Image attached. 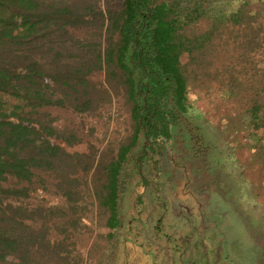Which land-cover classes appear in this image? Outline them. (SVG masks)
<instances>
[{
  "label": "rangeland",
  "instance_id": "374dc122",
  "mask_svg": "<svg viewBox=\"0 0 264 264\" xmlns=\"http://www.w3.org/2000/svg\"><path fill=\"white\" fill-rule=\"evenodd\" d=\"M153 1L180 6L186 111L169 117L166 135L138 133L120 170L118 225H108L98 190L103 166L136 133L123 88L92 112L45 109L54 127L76 133L74 143L59 142L92 165L70 171L77 179L67 183L40 172L21 201L54 210L49 235L68 236L67 264H264V210L254 203L257 185L244 179L254 171L234 166L253 162L264 130V0ZM246 2L251 23H234L231 13ZM199 3L204 9L187 16ZM92 80L106 86L103 73Z\"/></svg>",
  "mask_w": 264,
  "mask_h": 264
},
{
  "label": "trees",
  "instance_id": "16d2710c",
  "mask_svg": "<svg viewBox=\"0 0 264 264\" xmlns=\"http://www.w3.org/2000/svg\"><path fill=\"white\" fill-rule=\"evenodd\" d=\"M246 4L231 13L234 23H251ZM202 9L199 3L186 15ZM180 14L179 4L167 1L0 0V264H67L68 236L49 235L54 210L21 199L40 172L73 182L70 171L81 165L87 172L92 158L59 142L74 143L76 133L54 127L45 109L92 112L111 89L123 88L136 133L103 166L107 181L98 190L108 225H118L120 170L138 133L166 135L169 117L186 111ZM98 73L105 75L103 88L92 80Z\"/></svg>",
  "mask_w": 264,
  "mask_h": 264
},
{
  "label": "crops",
  "instance_id": "0c3cea01",
  "mask_svg": "<svg viewBox=\"0 0 264 264\" xmlns=\"http://www.w3.org/2000/svg\"><path fill=\"white\" fill-rule=\"evenodd\" d=\"M251 148L254 154L253 162L249 164L246 159L241 158L239 160V164L235 163L234 166L239 165L238 168L240 169H245L246 171H248L250 168V171H254L253 173L248 174L249 178L246 179L244 176L243 177L250 185H252V187H254V185H257L256 188H253L254 196L258 198L257 202L254 203H258L259 207L264 210V193L260 194L264 192V130L261 131V139L258 141V143H256V146L253 147L251 145ZM237 154L239 155L238 152Z\"/></svg>",
  "mask_w": 264,
  "mask_h": 264
}]
</instances>
